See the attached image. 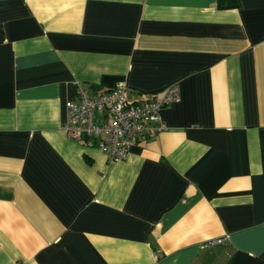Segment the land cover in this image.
<instances>
[{"label":"crops","instance_id":"1","mask_svg":"<svg viewBox=\"0 0 264 264\" xmlns=\"http://www.w3.org/2000/svg\"><path fill=\"white\" fill-rule=\"evenodd\" d=\"M227 1L0 0V264H264V0ZM120 81L180 101L110 161L62 123Z\"/></svg>","mask_w":264,"mask_h":264},{"label":"built area","instance_id":"2","mask_svg":"<svg viewBox=\"0 0 264 264\" xmlns=\"http://www.w3.org/2000/svg\"><path fill=\"white\" fill-rule=\"evenodd\" d=\"M129 89L123 81L106 89L79 84L67 103L62 128L75 140L93 139L110 161L124 159L130 149L154 138L165 129L161 110L180 101V87L169 85L161 97L140 103L128 100ZM227 236L210 238L200 248L222 243Z\"/></svg>","mask_w":264,"mask_h":264},{"label":"trees","instance_id":"3","mask_svg":"<svg viewBox=\"0 0 264 264\" xmlns=\"http://www.w3.org/2000/svg\"><path fill=\"white\" fill-rule=\"evenodd\" d=\"M223 6H229L230 4L228 3L227 0H223V3H222Z\"/></svg>","mask_w":264,"mask_h":264}]
</instances>
